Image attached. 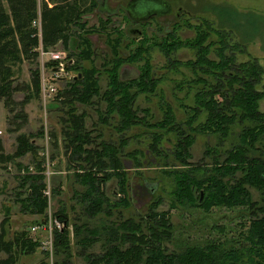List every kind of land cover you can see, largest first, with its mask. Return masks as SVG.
Wrapping results in <instances>:
<instances>
[{
	"label": "trees",
	"instance_id": "16d2710c",
	"mask_svg": "<svg viewBox=\"0 0 264 264\" xmlns=\"http://www.w3.org/2000/svg\"><path fill=\"white\" fill-rule=\"evenodd\" d=\"M145 1L152 3L151 6L158 2L159 7H165L161 15L156 16L147 5L146 15H150V19L168 15L169 5L163 0ZM124 2L129 6L124 10L126 16L136 21L131 16H138L140 0ZM94 5L98 10L97 0H44L40 5L37 0H0V99L4 109L12 113L7 121V132L20 131L27 121L24 105L35 96L39 98L40 93V78L35 70L28 82L16 83L12 66L23 60L37 59L38 49L46 53L58 44L68 49L73 37L77 39L75 47L79 50L74 53L75 60L65 65L74 75L56 91L48 105L63 113L60 118L62 139L51 132V144L63 150L68 168L74 171L77 184L82 187L74 195L79 212L61 207L54 212L64 226L55 234V248L62 247L64 257L53 264H73L75 256L83 258V264H264V111L258 109V102L264 99L261 83L264 70L253 58L236 63L232 50L238 49V43H230L232 37L206 19H200L193 27V37L182 40L174 34L179 27L177 23L154 44L145 33L139 36L134 48L128 50L127 56L121 57L117 49L122 34L117 25L109 26V16L104 21L99 20L98 27L84 29L83 17ZM35 20L39 28L32 25ZM91 31L106 35L110 48L104 59L107 77L101 93L98 70L91 65L84 68L78 62H91L92 43L85 39ZM185 45L192 50L191 60L180 63L169 59L172 51ZM155 46L167 60L166 72H179L178 67H182L190 73L189 77L181 74L183 79L173 84L174 89L185 90L183 101L176 102L177 108L170 107L162 97L158 84L163 76L156 77L150 65V50ZM138 62L141 65L137 66L136 77L126 81L118 78L120 65ZM15 92L22 94L19 102L12 97ZM139 93L158 97L162 116L155 123L145 118L147 109L142 110L144 116L139 117L132 108ZM188 96L190 101L187 102ZM96 98L105 103L97 115L101 125L106 124L107 116L112 114L117 117L114 128L117 132L131 133L137 125L144 127L140 135L147 139V149L145 152L135 150L126 156L135 162L137 154L148 158L147 164L156 167L161 174V184L158 183V190L152 195L155 198L137 218L124 217L122 212L133 204L129 198L130 174L118 153L127 145V137H121L120 144L124 146L121 144L118 149L114 144L98 142L101 134L96 138L91 135L86 129L84 112H77L76 105L89 106ZM200 135L208 140L205 154L212 161L193 164L190 150L195 137ZM171 138L175 143L169 149L164 144L168 142L171 146ZM31 139V133L19 134L16 151L7 155L4 138L0 135V165L5 170L11 162L18 165L13 174L19 180L18 201L25 206L24 211L28 209L34 216L44 218L49 207L46 165L43 156L37 158L42 147ZM93 142L95 146L91 145ZM26 154L37 159L33 169L15 162ZM113 177L117 179L118 191L109 197L106 184ZM165 177L171 186L168 192L171 209L197 210L202 215L192 218L199 229H204L200 237H185V228L171 224L169 212L157 211L164 201V197L157 194L164 189ZM252 191L260 194V201L254 199ZM69 209L74 208L69 206ZM223 209L233 214L229 217ZM233 222L240 227L239 238L227 239L225 232L231 230ZM8 223L7 217L0 223V253L4 254L0 264H16L21 255L39 248V243L31 241L28 231L8 238ZM71 229L76 237L74 253ZM169 243L177 244V251L170 250ZM39 264L49 263L43 259Z\"/></svg>",
	"mask_w": 264,
	"mask_h": 264
},
{
	"label": "rangeland",
	"instance_id": "374dc122",
	"mask_svg": "<svg viewBox=\"0 0 264 264\" xmlns=\"http://www.w3.org/2000/svg\"><path fill=\"white\" fill-rule=\"evenodd\" d=\"M44 0H37L38 5ZM102 3V6L105 7L107 14H104L102 11L96 10V6L94 5V9L91 10L88 14L83 17V22H85V27H98V23L100 21H104L106 15H111L113 12V16H110L111 19L109 26H116L121 31L119 44L117 52L121 57L127 56L128 50L134 48V43L140 39L139 36L146 34L147 37L150 38L151 43L158 42L159 38L163 37L168 31H171V27L173 24L177 23L179 27L175 29L174 34L179 37V39L190 38L193 37L195 31L193 27L196 26L200 19H206L208 23H210L213 27L217 26L221 30H225L228 35L232 37L230 43L237 44L238 49H233L232 53L234 54L235 62H245L250 59H255L258 64L264 70V0H163L169 6V13L166 16L158 17L157 19H150V15H146L149 9V6L152 3L140 0V12L137 15L131 16V19H135L136 21L129 20V17L124 13L125 8H129V6H125L124 1L126 0H97ZM105 3V5H104ZM149 5V6H147ZM154 5V4H153ZM159 7L158 3L154 6H151L153 14L156 16L161 15L162 11L165 10V7L161 5ZM99 8V7H98ZM179 11V14L176 16V12ZM148 17V18H147ZM100 20V21H99ZM146 21L141 23L140 21ZM185 20V21H183ZM189 25V26H188ZM77 29V28H76ZM169 31V32H170ZM140 33V34H138ZM103 33L96 34L92 31L86 35L85 39H90L89 41L92 43V57L91 62L80 61L79 65L84 68H88L90 65L95 67L98 72V86L100 93L106 87V77L105 70L107 65L104 63V59H106L109 55V49L106 43V39ZM113 38V37H112ZM76 38L73 39L68 44V49H62L60 44L55 47L56 51H63L65 57H62L61 63L67 65L68 63L75 60L74 53L78 52V48L75 47ZM70 51V53H69ZM70 57V58H68ZM193 58L192 50L187 48L186 45L178 48L175 51H172L169 54V59H175L183 63L187 60H191ZM47 56H40L37 59L32 60V62H28L26 60L21 61L18 65L12 66L13 77L16 83L20 82H28L30 80V74L35 70L38 73L39 80L47 79L49 84H53L57 87V90H61L64 86V82L68 80L74 73L70 70L65 69L59 70V64L53 60H47ZM150 65L154 70V74H157L156 77L162 75L163 79L160 80L158 87L161 90L162 97L168 101V105L172 108H177L176 102L179 100L183 101L184 91L174 89V82L181 81L183 78L182 75L189 77L185 68L178 67L179 72H166V61L165 57L158 51V49L153 47L150 50ZM138 63H130L129 65H120L118 68V78L120 80H129V78L137 76V66ZM141 65V64H140ZM57 75V77H56ZM59 78L58 81H55L56 78ZM46 82V83H47ZM261 83H263L264 87V73L262 75ZM261 86V85H259ZM258 86V87H259ZM192 91L189 93L191 94ZM14 101L19 102L22 98L21 93H14L12 95ZM179 99V100H178ZM187 102L189 100V96L186 99ZM135 103H133L132 108L135 110L136 115L139 117H143L144 114L141 112L144 109H147V113L145 114V118L149 120V122H156L161 118L160 108H159V99L157 96H153V94H137L135 98ZM52 101L47 104V101L41 99V96L34 97L32 100H28V102L24 105V111L26 113V123L21 127L20 131L17 132H7V121L8 118L11 117L12 113L9 114L5 107H3L2 100L0 99V135L4 138V146L6 148V154L9 155L16 151V140L17 136L22 133L29 134L31 133L33 136L32 142L35 145H39L42 147L40 152H38L37 158L43 156L44 161L48 159L47 169L44 174L46 175V187L49 189L50 194L48 196L49 207L46 209V215L44 218L41 216H34L31 212L24 208L22 203L18 201V192L20 191L17 188L18 179L13 176L15 173V169L17 168V164L14 162L9 163L8 168L5 170V167L0 165V223L4 220L5 217L9 218V223L6 224V231H8V238H12L16 233H22L28 231V236L31 241L36 243L39 242L41 236L45 235L44 231L39 232L37 235L34 234L31 229L33 226H38L42 221L49 219L50 217L59 218L57 215H54L56 210L61 208H65L67 211L74 212V210H80L77 201L74 199L75 193H78L82 187L77 184L76 175L74 171L68 168V160H66L65 156H63V150L59 151L54 148L51 144V132L56 133L59 139H62L60 132V118L63 113L53 110L48 105H51ZM104 104L98 98L94 100V103L85 106V105H76L77 112L83 111L85 114V125L87 131L91 133L95 138L100 133L101 137L97 138L99 142L111 143L114 144L115 147L120 146L121 137H127L128 143L124 146L122 144L123 149L120 150L119 157H123V161L125 162V170L129 171V198L131 200L132 206L129 208H125L122 210L124 217L137 218L138 215L143 214L144 208L150 203L155 196L152 197L154 192L158 190V183H160L159 171H157L156 167H152V165H148V158L142 157V155L137 154V162L126 156L127 154H132L135 150H145L148 147L147 139L144 136H141L144 132V127H134L131 133H120L114 128L117 126V117L115 115L107 116L105 123L100 124L97 120V115L100 111L103 110ZM15 106V105H14ZM16 107V106H15ZM17 110V107L15 108ZM258 109L260 111H264V99H261L258 102ZM15 111V110H14ZM178 117L181 116L180 112L177 110L176 112ZM201 117V116H200ZM37 132H41L40 135ZM131 137V138H130ZM172 145L169 146L168 142H165V146L171 149L174 145V138L170 139ZM96 142V141H95ZM93 142L91 145L95 146ZM207 138L205 136H197L195 137V143L193 147H191V155L190 163L193 164H201L202 161L206 163H210L211 157H208L205 154V148L207 147ZM44 147V148H43ZM166 147V148H167ZM37 160V159H36ZM36 160L32 159L30 154L24 155L20 159H16L15 162H19V164L24 166H29L31 169L35 166ZM46 162V161H45ZM142 163V164H141ZM153 179V180H151ZM115 177L111 178L110 181L106 184L108 196L111 197V193L114 191H118V185H116ZM161 184V183H160ZM162 186L164 189L161 193H158L157 196L164 197L163 203L159 205L157 211H167L170 213L171 224H174L175 227H184L185 228V237L196 238V236L201 235L204 229H199L198 224L196 222H192V218L199 216L201 217L199 211H183L182 208L171 209L169 206L171 203V197H169L168 192L171 190L170 183L168 178L165 177L164 183L162 182ZM56 192L54 193V189ZM152 189L153 192L151 191ZM22 191H24L22 189ZM53 193V196H52ZM254 199L258 201L261 200L260 194L253 192ZM20 196H22L20 194ZM19 196V197H20ZM69 206L74 209H69ZM226 215L233 214L232 211L227 212L226 209H223ZM114 214L115 211L113 212ZM222 214L218 215L221 216ZM60 219V218H59ZM115 219V217L113 218ZM206 221L210 222V219H206ZM224 222V221H220ZM232 228L230 231L226 230L227 239H231L233 237L239 238L240 227L236 225V222L231 223ZM242 230V229H241ZM207 233V230L204 232V235ZM215 232H213V235ZM70 241L72 244L71 250L74 253L77 246H75L72 229L70 230ZM178 234H176L177 236ZM99 246V245H98ZM167 247L170 250L177 251V244H167ZM59 251L60 254H57ZM63 249L55 248V253L52 256V259L46 255L41 245L37 249H31L25 255H21L19 258V262L16 264H39L43 259L48 261L49 264H53L54 261L61 260L64 256H62ZM4 257V254L0 253V258ZM73 264H83V258H77V256L73 257Z\"/></svg>",
	"mask_w": 264,
	"mask_h": 264
},
{
	"label": "built area",
	"instance_id": "2783aa9c",
	"mask_svg": "<svg viewBox=\"0 0 264 264\" xmlns=\"http://www.w3.org/2000/svg\"><path fill=\"white\" fill-rule=\"evenodd\" d=\"M32 25L39 28V22L38 20H35L32 22ZM38 57L40 56H47V60H53L56 61L59 64V70H63L65 64L63 65L61 63L62 57L64 55L63 51H56L54 50H48L46 51V53H43V51L41 49H38ZM57 77V75H56ZM55 77V78H56ZM59 78H56L55 81H58ZM47 82V79H41L39 80V95L41 96V99L45 101H47V104L51 101H53V96L57 91V87L53 84H49ZM45 170L47 169L48 166V162H50L48 159H45ZM45 172V171H44ZM47 188V187H46ZM50 191L47 188L46 190V195L47 197L49 196ZM34 232L35 235H37L39 232L44 231L45 235L41 236V239H39V245H41L42 249L44 250V252L46 253V255H48L51 259L52 256L54 255V248L56 246V242H55V234L57 231H61L64 229V226L61 222V220L59 218H55V217H50L49 219H46L44 221H42L38 226H33L31 228ZM53 260V259H52Z\"/></svg>",
	"mask_w": 264,
	"mask_h": 264
},
{
	"label": "flooded vegetation",
	"instance_id": "af4514ba",
	"mask_svg": "<svg viewBox=\"0 0 264 264\" xmlns=\"http://www.w3.org/2000/svg\"><path fill=\"white\" fill-rule=\"evenodd\" d=\"M98 2V1H97ZM98 4H99V10L98 11H102L104 14H107L108 13V11H106V5H105V3H104V5H105V7L104 6H102V3H100V2H98ZM101 9V10H100ZM125 13V12H124ZM106 16H109V15H106ZM110 16H113V12H111V15ZM109 16V17H110ZM160 17H163V16H160ZM156 18V17H155ZM157 19V18H156ZM138 34H140V33H138ZM136 77V76H135ZM132 78H134V77H132Z\"/></svg>",
	"mask_w": 264,
	"mask_h": 264
},
{
	"label": "water",
	"instance_id": "95a60500",
	"mask_svg": "<svg viewBox=\"0 0 264 264\" xmlns=\"http://www.w3.org/2000/svg\"><path fill=\"white\" fill-rule=\"evenodd\" d=\"M155 2H156V1H155ZM156 3H158V2H156ZM125 10L127 11V8H126ZM126 11H125V12H126ZM128 15H129V13H128ZM153 190H154V189H152L151 191L153 192Z\"/></svg>",
	"mask_w": 264,
	"mask_h": 264
}]
</instances>
